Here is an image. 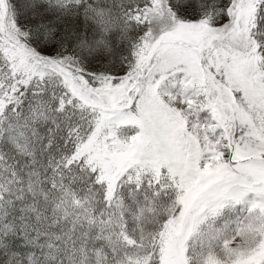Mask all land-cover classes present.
Wrapping results in <instances>:
<instances>
[{"label":"snow or ice","instance_id":"obj_1","mask_svg":"<svg viewBox=\"0 0 264 264\" xmlns=\"http://www.w3.org/2000/svg\"><path fill=\"white\" fill-rule=\"evenodd\" d=\"M0 264H264V0H0Z\"/></svg>","mask_w":264,"mask_h":264}]
</instances>
